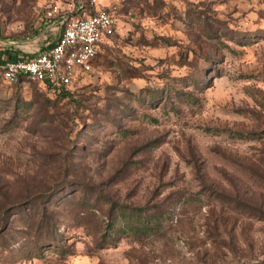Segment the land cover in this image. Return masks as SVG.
<instances>
[{
    "label": "rangeland",
    "instance_id": "rangeland-1",
    "mask_svg": "<svg viewBox=\"0 0 264 264\" xmlns=\"http://www.w3.org/2000/svg\"><path fill=\"white\" fill-rule=\"evenodd\" d=\"M100 1L116 33L66 92L0 80V204L64 185L40 248L41 205L13 210L0 264H264V0ZM79 2L0 0V57Z\"/></svg>",
    "mask_w": 264,
    "mask_h": 264
},
{
    "label": "built area",
    "instance_id": "built-area-1",
    "mask_svg": "<svg viewBox=\"0 0 264 264\" xmlns=\"http://www.w3.org/2000/svg\"><path fill=\"white\" fill-rule=\"evenodd\" d=\"M74 13L61 15L54 42L33 55L0 57V80L7 84L37 82L54 92H66L88 73L101 45L116 33L115 7L89 0Z\"/></svg>",
    "mask_w": 264,
    "mask_h": 264
},
{
    "label": "trees",
    "instance_id": "trees-1",
    "mask_svg": "<svg viewBox=\"0 0 264 264\" xmlns=\"http://www.w3.org/2000/svg\"><path fill=\"white\" fill-rule=\"evenodd\" d=\"M18 56V54H9V58H16ZM18 83H21L20 81ZM49 89V88H48ZM163 95L164 97L167 98H179L181 97V95H185L187 93H183L181 91H176L174 90V92H171V90L167 89V90H158L155 91L153 93H150L149 99H152L154 95L160 96ZM64 185L60 183V185L57 188H47L44 193L42 195H40L41 193L35 194L34 198H25L22 201H19L17 203H12L10 205H6L5 203L0 204V229L4 228V226L7 224L8 222V218H11L15 212L13 210H18L19 208H24L26 207L27 209L30 208L31 202H33L34 199H36V204L41 205L42 209H40V214L38 212L33 213L29 219H28V228L29 231H33L34 233L38 232V235L40 236V238L38 240H36L35 242V247L36 248H40L41 244L39 243L40 239L43 238H48L51 237V230L53 228H55V221L54 219H51V216H47V209L45 205V200H50L52 196H54L57 192H59L60 190L62 191V189H64L63 187ZM72 193V192H70ZM114 207L110 208V214H112L114 211ZM8 212H11L10 215L8 214ZM162 215V214H161ZM120 215L118 214V210L116 211V213L111 215L110 218V223L108 224V227L111 229L112 228V232L114 231V225L117 223V221L119 220ZM45 234H44V233ZM113 234V233H112ZM42 238V239H43ZM105 238H109V237H105ZM106 240V239H105ZM115 243V242H114ZM108 245V244H107ZM106 246V245H105ZM60 250H62L63 252V248H60Z\"/></svg>",
    "mask_w": 264,
    "mask_h": 264
},
{
    "label": "crops",
    "instance_id": "crops-1",
    "mask_svg": "<svg viewBox=\"0 0 264 264\" xmlns=\"http://www.w3.org/2000/svg\"><path fill=\"white\" fill-rule=\"evenodd\" d=\"M103 2H104V1H103ZM96 3H97L98 5L102 4V6H108L107 3H105V2L102 3L100 0H97ZM106 4H107V5H106ZM60 16H61V15H59V16L56 18V20H54V21L52 22V24L55 25V28H56V29H58V24H57V22H58V19L60 18ZM55 21H56V23H54ZM56 25H57V26H56ZM116 30H117V23H116ZM110 39H111V38H110ZM110 39H109V40H110ZM109 40H107V41H109ZM0 41H2V40H0ZM12 50H13V49H12ZM36 53H37V52H36ZM8 54H12V52L9 51ZM34 54H35V53H34ZM13 55H15V54L13 53ZM18 55H19V54H18Z\"/></svg>",
    "mask_w": 264,
    "mask_h": 264
}]
</instances>
